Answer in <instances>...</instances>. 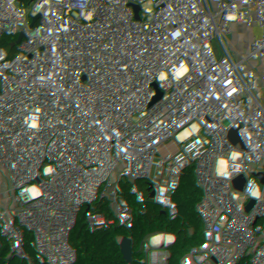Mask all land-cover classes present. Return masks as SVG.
<instances>
[{"label":"built area","instance_id":"2783aa9c","mask_svg":"<svg viewBox=\"0 0 264 264\" xmlns=\"http://www.w3.org/2000/svg\"><path fill=\"white\" fill-rule=\"evenodd\" d=\"M216 1L0 0V264H264V0Z\"/></svg>","mask_w":264,"mask_h":264},{"label":"rangeland","instance_id":"374dc122","mask_svg":"<svg viewBox=\"0 0 264 264\" xmlns=\"http://www.w3.org/2000/svg\"><path fill=\"white\" fill-rule=\"evenodd\" d=\"M167 30L168 32L170 31V25L161 19L155 20L153 23H148L146 26L147 34H153V42H155L158 37L165 35ZM219 165L220 158L217 155H210L209 157H206L200 153H191L189 155V164L186 169L188 171L187 174L189 179L191 178L195 188H197L205 183L209 169L212 167L217 168ZM209 195L215 197L217 192H209ZM216 200L218 201L219 199ZM214 223L220 234L228 239L231 244L235 243L237 236H241L242 228L239 229V225L231 217H225V215L220 214L218 220H215ZM244 235L246 237L251 236V238L256 239V237L252 236L251 232L248 230L244 231ZM258 240L261 239L258 238Z\"/></svg>","mask_w":264,"mask_h":264},{"label":"trees","instance_id":"16d2710c","mask_svg":"<svg viewBox=\"0 0 264 264\" xmlns=\"http://www.w3.org/2000/svg\"><path fill=\"white\" fill-rule=\"evenodd\" d=\"M217 1L216 0H204V6L201 12H194V13H187L184 15L185 22L188 23H206L208 22L212 15L214 10L216 9ZM71 95H74L72 92ZM86 105V99L83 98L79 103L77 104V107H84ZM74 104L67 103L65 105L66 108H72Z\"/></svg>","mask_w":264,"mask_h":264},{"label":"water","instance_id":"95a60500","mask_svg":"<svg viewBox=\"0 0 264 264\" xmlns=\"http://www.w3.org/2000/svg\"><path fill=\"white\" fill-rule=\"evenodd\" d=\"M230 10H231V11H234L235 9L232 7ZM259 20H260V19H256V20H254V23H257ZM128 27H129L130 31H132L131 26H130L129 23H128ZM57 95H60V92H58L57 94L53 95V104H54L53 109H54V110H56V108H57ZM97 140H98V137H97V136H93V141H94V147H95V148H97ZM119 226H120V225L118 224V225L113 229V231H114V230H117V228H119ZM187 264H195V262L192 261V260H189Z\"/></svg>","mask_w":264,"mask_h":264},{"label":"crops","instance_id":"0c3cea01","mask_svg":"<svg viewBox=\"0 0 264 264\" xmlns=\"http://www.w3.org/2000/svg\"><path fill=\"white\" fill-rule=\"evenodd\" d=\"M210 170V169H209ZM209 172V171H208ZM200 185V184H199ZM195 187V186H194Z\"/></svg>","mask_w":264,"mask_h":264},{"label":"bare ground","instance_id":"6f19581e","mask_svg":"<svg viewBox=\"0 0 264 264\" xmlns=\"http://www.w3.org/2000/svg\"><path fill=\"white\" fill-rule=\"evenodd\" d=\"M142 264H144V262Z\"/></svg>","mask_w":264,"mask_h":264}]
</instances>
